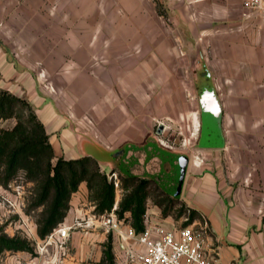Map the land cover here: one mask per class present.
Wrapping results in <instances>:
<instances>
[{"label": "crops", "instance_id": "obj_1", "mask_svg": "<svg viewBox=\"0 0 264 264\" xmlns=\"http://www.w3.org/2000/svg\"><path fill=\"white\" fill-rule=\"evenodd\" d=\"M159 1L164 17L153 0H0V88L32 104L55 160L90 155L108 177L153 179L207 221L217 264H264V17L243 0ZM61 89L86 91L81 112L95 130L61 106ZM186 89L197 99L187 115L194 155L161 145L152 130L161 107L154 114L151 95L137 100L177 91L178 104L167 101L177 121ZM121 197L118 187L115 206ZM94 208L84 181L58 229L74 251L65 264H103L110 234L116 264H139L115 234L87 224ZM147 212L145 223L163 230L182 224L151 201Z\"/></svg>", "mask_w": 264, "mask_h": 264}, {"label": "trees", "instance_id": "obj_2", "mask_svg": "<svg viewBox=\"0 0 264 264\" xmlns=\"http://www.w3.org/2000/svg\"><path fill=\"white\" fill-rule=\"evenodd\" d=\"M14 118L12 128L0 129V183L8 186L20 172L34 183L32 207L39 209L37 232L45 239L62 224L70 209L72 194L82 182H87L93 213L110 212L116 204L114 179L101 169L97 159L85 155L77 159L59 158L54 161V150L45 125L38 118L32 104L8 90L0 88V119ZM122 197L115 212L130 222L137 233L145 229L148 203L162 209L163 217L172 215L174 207H182L179 215L187 214L183 226L201 219L200 213L179 198L171 196L155 180L145 177L119 176ZM178 219V218H177ZM113 237L105 243L103 264H116ZM6 251L35 253L31 241L21 235H9L0 229V255Z\"/></svg>", "mask_w": 264, "mask_h": 264}, {"label": "rangeland", "instance_id": "obj_3", "mask_svg": "<svg viewBox=\"0 0 264 264\" xmlns=\"http://www.w3.org/2000/svg\"><path fill=\"white\" fill-rule=\"evenodd\" d=\"M101 4L107 3L112 0H95ZM127 3L128 0H119ZM57 2V1H56ZM156 3V11L163 17L166 16V7L159 0H153ZM121 9V8H120ZM123 10H120V13ZM123 13V12H122ZM140 48L136 47L135 52ZM93 64L95 65L100 60H104L103 54L95 53L93 56ZM101 62V61H100ZM93 67V66H92ZM77 74H66L67 78H71ZM56 97L60 100V104L64 108L76 109V112L80 114V118L86 123V128L91 131L95 130V122L93 117L88 113L81 112V106L83 101H87L86 91L61 89L54 90ZM177 91L171 90H147L142 92V98L138 96V106L144 105L145 99L153 96V108L154 114L161 107L162 112L159 117L153 119V134L160 141V144L168 149L184 151V153H190L194 155L193 150L196 146L193 145L191 133L188 132L189 126L187 115L193 110V104L197 101L195 95L191 90H185V106L181 105V110L178 113L177 121L173 120V117L169 114V104L167 101L173 100V104H178ZM151 95V96H150ZM168 95V96H167ZM69 97V102L66 99ZM76 96V98L74 97ZM83 97V100L79 98ZM166 96L168 99H166ZM74 97V98H73ZM171 97V98H170ZM70 98L76 102L74 106H71ZM180 100V98H179ZM180 108V106H179ZM144 110V109H142ZM144 112V111H143ZM139 116L142 117V113L138 111ZM181 114H185L184 118H181ZM16 123L14 118L0 119L1 128H12ZM54 161H56L54 159ZM34 183L26 179L24 172H20L18 177L12 181L8 186H4L0 183V229H3L9 235H21L31 241L35 247V253L28 251H6L0 255V264H65V260L68 256L74 254L72 250L69 238L66 234H62L58 231V226L47 238L42 239L37 232V214L39 209L32 207V199L34 197ZM153 203V202H152ZM182 207L179 205L174 207L171 213L175 220H181L182 224L187 220V214L179 215V210ZM162 210V209H161ZM163 216V214H162ZM178 218V219H177ZM199 221V220H197ZM200 222V221H199ZM63 223V222H62ZM194 223V222H193ZM26 224L29 225L28 229ZM192 224V223H191ZM71 229H74L72 227Z\"/></svg>", "mask_w": 264, "mask_h": 264}, {"label": "built area", "instance_id": "obj_4", "mask_svg": "<svg viewBox=\"0 0 264 264\" xmlns=\"http://www.w3.org/2000/svg\"><path fill=\"white\" fill-rule=\"evenodd\" d=\"M243 5L247 14L264 17V0H243ZM109 178L114 179L118 188V175L111 173ZM116 208L114 206L110 212L101 215L93 214L87 224L96 222L115 234L129 261L139 264H217L216 258L205 249L204 235L208 223L204 219L198 224L181 225L173 230H163L157 225L145 223L144 231L137 233L130 222L117 216ZM148 220L149 213L146 212L145 222ZM26 226L31 231L29 225ZM134 243L141 245L142 249H135Z\"/></svg>", "mask_w": 264, "mask_h": 264}]
</instances>
